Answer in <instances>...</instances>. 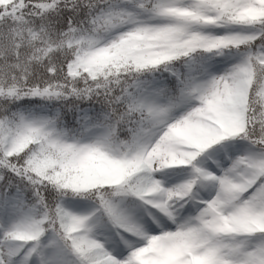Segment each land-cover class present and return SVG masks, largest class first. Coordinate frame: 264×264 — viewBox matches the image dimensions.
<instances>
[{
	"label": "snow or ice",
	"instance_id": "snow-or-ice-1",
	"mask_svg": "<svg viewBox=\"0 0 264 264\" xmlns=\"http://www.w3.org/2000/svg\"><path fill=\"white\" fill-rule=\"evenodd\" d=\"M0 264H264V0H0Z\"/></svg>",
	"mask_w": 264,
	"mask_h": 264
}]
</instances>
